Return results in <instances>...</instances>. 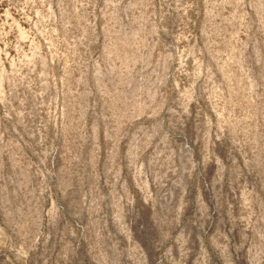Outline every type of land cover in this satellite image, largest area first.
<instances>
[{"label": "rangeland", "instance_id": "1", "mask_svg": "<svg viewBox=\"0 0 264 264\" xmlns=\"http://www.w3.org/2000/svg\"><path fill=\"white\" fill-rule=\"evenodd\" d=\"M0 264H264V0H0Z\"/></svg>", "mask_w": 264, "mask_h": 264}]
</instances>
